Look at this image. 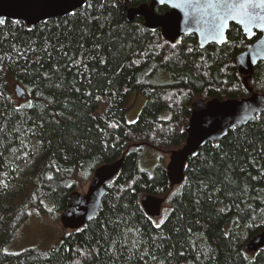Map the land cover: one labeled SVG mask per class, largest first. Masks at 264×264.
<instances>
[{"label": "trees", "instance_id": "1", "mask_svg": "<svg viewBox=\"0 0 264 264\" xmlns=\"http://www.w3.org/2000/svg\"><path fill=\"white\" fill-rule=\"evenodd\" d=\"M248 41L231 24L221 45L200 47L195 34L171 45L141 17L129 21L121 0H86L33 27L2 21L0 264H264V247L243 248L264 230V111L189 157L173 188L162 163L151 172L139 165L146 148L184 143L193 100L249 95L233 64ZM15 84L25 98L11 92ZM248 85L264 94V60ZM137 91L145 103L127 123L123 104ZM121 156L95 218L49 248L5 251L29 208L58 217L70 192ZM145 193L166 196L159 223L140 205Z\"/></svg>", "mask_w": 264, "mask_h": 264}, {"label": "water", "instance_id": "2", "mask_svg": "<svg viewBox=\"0 0 264 264\" xmlns=\"http://www.w3.org/2000/svg\"><path fill=\"white\" fill-rule=\"evenodd\" d=\"M86 0H0V22L11 19L21 20L28 27L41 21L62 17L83 6ZM132 21L135 16L143 19L145 28L159 29L160 35L168 44L179 43L184 35L195 34L200 47L208 44L221 45L226 41V32L231 24L240 27L249 39L245 48L238 53L233 64L243 75V84L249 95L240 99L216 97L208 100L196 99L191 102L190 115L184 126V143L170 150L165 166L170 188L181 183L184 166L189 157L207 143L216 144L228 131L255 119L264 111V94L254 92L248 85L253 68L264 60V20L252 24L242 23L239 18H229L226 22L213 20V9L201 3L186 4L184 0H149L136 7L127 6L128 0H121ZM165 5L168 9L158 14L156 6ZM259 36L253 39L254 35ZM17 98H25V90L13 85ZM124 157L98 166L89 179L85 192L72 191L67 197L66 206L61 210L59 220L64 229L77 230L97 216L102 205L106 186L117 176ZM166 196L159 197L145 193L140 197V205L150 218L161 214V206ZM264 247V230L254 234L244 243V251L253 253Z\"/></svg>", "mask_w": 264, "mask_h": 264}, {"label": "rangeland", "instance_id": "3", "mask_svg": "<svg viewBox=\"0 0 264 264\" xmlns=\"http://www.w3.org/2000/svg\"><path fill=\"white\" fill-rule=\"evenodd\" d=\"M169 76L166 73H159L156 80L166 82ZM11 92L13 88L11 87ZM22 99V98H20ZM145 103L144 96L137 92H131L126 99V106L124 107V118L127 123L134 122L143 105ZM145 155L140 158L139 165L143 171L151 172L153 167L158 163H162L165 167L169 159V151L167 150H154L152 148H146ZM19 168L22 172H27L32 168V162L20 163ZM20 179V178H19ZM89 179L82 183L81 187L76 190L79 192H85L87 190ZM166 203L161 206V214L157 218H153L155 223H159L165 212ZM58 217H54L52 214H42L36 207H31L28 210L26 219L17 228L13 234L11 240L5 247V251L17 254L28 248L45 249L53 246L59 238L68 233L70 230L64 229L60 223Z\"/></svg>", "mask_w": 264, "mask_h": 264}, {"label": "snow or ice", "instance_id": "4", "mask_svg": "<svg viewBox=\"0 0 264 264\" xmlns=\"http://www.w3.org/2000/svg\"><path fill=\"white\" fill-rule=\"evenodd\" d=\"M186 4L201 3V0H184ZM208 9H213V20L226 22L239 18L242 23L252 24L264 20V0H203ZM2 23V22H0Z\"/></svg>", "mask_w": 264, "mask_h": 264}, {"label": "bare ground", "instance_id": "5", "mask_svg": "<svg viewBox=\"0 0 264 264\" xmlns=\"http://www.w3.org/2000/svg\"><path fill=\"white\" fill-rule=\"evenodd\" d=\"M155 30V29H154ZM23 99V98H22Z\"/></svg>", "mask_w": 264, "mask_h": 264}]
</instances>
